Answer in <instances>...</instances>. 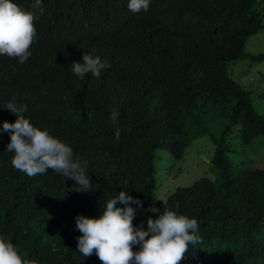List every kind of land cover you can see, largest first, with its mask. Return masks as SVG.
<instances>
[{
    "label": "trees",
    "instance_id": "obj_1",
    "mask_svg": "<svg viewBox=\"0 0 264 264\" xmlns=\"http://www.w3.org/2000/svg\"><path fill=\"white\" fill-rule=\"evenodd\" d=\"M258 1L264 2L153 0L158 8L179 4L176 19L146 42L111 39L98 53L115 60L96 80L68 76L52 57V38L62 36L38 31L28 73L16 85L41 88L43 100H28L25 117L70 145L74 160H87L93 188L77 191L75 181L51 169L30 177L0 151V237L33 264H102L95 252L85 258L78 251L76 217L99 218L107 201L125 191L142 202L131 204L136 228L147 230V220L166 210L197 220L200 240L180 264H264V168H239L228 156L234 126L242 146L264 137V115L228 74L235 61L264 59V52L246 51L249 37L264 29ZM102 2L88 0L83 21L101 22ZM116 15H125L121 2ZM116 26L114 19L107 34ZM203 135L214 145L210 163L221 181L201 177L157 201L156 152L180 161Z\"/></svg>",
    "mask_w": 264,
    "mask_h": 264
},
{
    "label": "clouds",
    "instance_id": "obj_2",
    "mask_svg": "<svg viewBox=\"0 0 264 264\" xmlns=\"http://www.w3.org/2000/svg\"><path fill=\"white\" fill-rule=\"evenodd\" d=\"M88 0H0V151L7 155L13 167L28 176L45 174L49 169L62 173L75 181L77 191H90L93 186L87 175V160L73 159L70 145L52 136L48 131L33 126L25 117L28 100L34 105L43 100L42 89L36 86L18 87L28 73L34 57L32 45L36 33L45 31L52 36H62L57 42L52 38L53 59L72 79L96 80L111 67L114 56L98 53L111 39L146 42L155 31L176 19L179 4H152L153 0H103L94 23L83 21ZM121 2L125 15H116ZM117 20L110 34L107 30ZM72 35L71 41L64 38ZM119 112L111 111L113 125L118 124ZM116 139L120 137L116 129ZM125 205L118 207L117 203ZM142 206L125 191L111 198L99 218L83 215L76 217L78 251L86 258L94 252L102 264H180L190 244L200 238L195 218L166 210L158 218L147 220V230L133 225L135 211L131 204ZM151 212H159L155 207ZM140 245L134 252L132 246ZM0 264H33L22 259L9 240L0 237Z\"/></svg>",
    "mask_w": 264,
    "mask_h": 264
},
{
    "label": "rangeland",
    "instance_id": "obj_3",
    "mask_svg": "<svg viewBox=\"0 0 264 264\" xmlns=\"http://www.w3.org/2000/svg\"><path fill=\"white\" fill-rule=\"evenodd\" d=\"M256 6L261 12L264 24V2L258 1ZM246 51L253 55L264 52V29L249 37ZM228 74L242 88L250 91L252 107L264 115V59L252 61L245 58L235 61L228 67ZM229 137L234 150L228 156L239 168H264V137L259 136L251 144L242 146L239 143L237 126L231 129ZM213 153L214 145L208 135L193 140L180 161L169 162L167 152L157 151L154 159L157 168V201L164 203L169 191L178 186H189L201 177L219 183L220 173L210 163Z\"/></svg>",
    "mask_w": 264,
    "mask_h": 264
}]
</instances>
